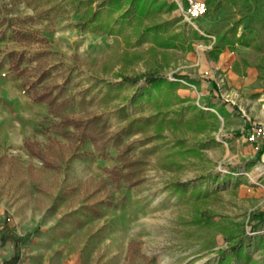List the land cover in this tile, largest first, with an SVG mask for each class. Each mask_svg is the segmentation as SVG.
<instances>
[{
    "label": "rangeland",
    "instance_id": "obj_1",
    "mask_svg": "<svg viewBox=\"0 0 264 264\" xmlns=\"http://www.w3.org/2000/svg\"><path fill=\"white\" fill-rule=\"evenodd\" d=\"M156 1L163 3L160 10L149 5L139 21L164 23L160 35H175L177 46L148 52L145 49L153 45L148 37L130 48L141 53V59L132 65L117 64L111 72L102 71V63L117 37L76 30L74 22L81 11L34 26L43 30L50 44V60L65 65L69 93L96 78L121 82L115 76L120 72L154 73L174 81L153 93L159 102L164 97L170 101L167 117L175 123L164 129L162 150L174 142L192 150L178 156L182 166L161 170L151 157L141 184L116 188L105 172L118 163L113 143L98 153L86 141L79 148L82 155L72 160L66 155L58 169H46L30 157L20 148L26 139L41 144L48 135L62 143L67 140L52 128L54 119L48 116L47 105L32 101L20 79L9 71L8 53L29 46L17 42L12 29L4 25L0 27V227L7 214V224L17 234L35 226L52 230L48 246L72 257L69 264H236L233 260L220 263L218 250L230 254L227 246L237 239H242L249 256L237 264H262L264 143L247 146L246 133L253 125H264V0L214 5L192 22L184 20L168 0ZM3 4L9 9L3 16L29 13L23 4L0 0V8ZM127 7L123 5L115 16ZM136 20L132 13L129 25ZM128 22H124L127 32ZM55 77L63 82V77ZM98 87L104 83L99 81L93 91ZM146 87L145 79L122 84L113 106L124 105L128 115L154 112L153 101L143 98L130 103L122 98ZM87 107L96 108V102ZM123 121L111 114L109 126ZM142 137L123 138L131 144L132 154H138ZM174 181H190L187 191L182 195L173 191ZM203 209L212 213V225L178 224L179 216L188 218ZM130 240L138 244L126 257ZM12 252V243L0 239V264Z\"/></svg>",
    "mask_w": 264,
    "mask_h": 264
},
{
    "label": "trees",
    "instance_id": "obj_2",
    "mask_svg": "<svg viewBox=\"0 0 264 264\" xmlns=\"http://www.w3.org/2000/svg\"><path fill=\"white\" fill-rule=\"evenodd\" d=\"M11 4H23L29 9V13L3 16L4 12L9 13L7 5L3 4L0 8V27L7 25L12 29L15 40L29 47L28 50L23 48L8 53L9 71L20 79L22 88L32 101L47 105L48 116L54 119L52 128L67 140V143H62L56 137L48 135L46 143L41 144L36 140L26 139L20 147L22 150L26 151L30 157L39 160L44 168L58 169L60 161L66 155L69 160L81 156L82 152L79 148L86 141H90L98 153H103L107 144L113 143L118 151L116 156L118 163L105 169V172L109 182L116 188L141 184L145 179V171L152 165L151 157H154L153 165L161 170L172 171L182 166L178 156L182 157L192 150L183 148L182 142H174L172 146L162 150L161 143L165 139L164 129L167 124L174 126L175 123L167 117L171 111L169 110L170 101L164 97L159 102L158 94L153 93V90L159 92L163 86H172L174 81L154 73L127 76L120 72L115 76H118L121 82L115 83L96 78L91 82L88 80L87 86L76 93H69L66 83L70 78L66 75L65 65L62 62L55 64L50 60L49 57L53 55L50 44L43 30L34 26L38 21L50 23L55 18L81 11L74 22L76 30L117 37L102 63V71L111 72L117 64L132 65L141 59V53L130 51V48L140 45L148 37H151L153 42L152 46L145 49L148 52L157 53V47L177 46L174 40L175 35L167 37L160 35L166 29L164 23L148 25L141 24L139 21V18L145 15L149 5H155L157 11L163 3L157 4L156 0H11ZM125 4L128 7L115 16V13L122 10ZM132 13L137 20L129 25L128 21ZM125 21L128 22L129 32L124 26ZM221 39L223 36L218 38V40ZM53 71L55 76L63 77L62 83L52 75ZM141 79H145L147 83L143 92L137 88L130 96L122 98L130 103H138L143 98L147 102L153 101L154 112L140 116L128 115L124 105L113 106L112 102L119 97L118 89L122 84H135ZM99 81L104 83V87H98L93 91ZM93 102H96V108H88L87 105ZM75 106L78 107V112L75 111ZM111 114L123 119V123L110 128ZM131 134L143 136L138 154H132L131 144L123 141L124 137ZM148 142L153 143L147 146ZM189 184L190 181H174L170 183V187L182 195L187 191ZM7 219L6 214L0 227V239L10 241L13 252L2 264H16L20 259V246L31 242L40 227L35 226L23 234H17L9 228ZM212 219V213L203 209L196 210L188 218L179 216L177 222L183 227H202L212 225ZM137 244V241H129L126 257L137 247ZM227 249L230 250V254L226 253V249L218 250L220 263L233 260L237 264L243 257L249 258L244 253L245 246L242 239L230 241Z\"/></svg>",
    "mask_w": 264,
    "mask_h": 264
},
{
    "label": "crops",
    "instance_id": "obj_3",
    "mask_svg": "<svg viewBox=\"0 0 264 264\" xmlns=\"http://www.w3.org/2000/svg\"><path fill=\"white\" fill-rule=\"evenodd\" d=\"M204 2L209 8L212 6L219 5H232L236 0H195ZM209 36V35H208ZM225 114V110H222ZM244 139V136H241ZM239 141V138L235 139ZM264 142L257 141L255 143L247 141V146L255 144V146H260ZM49 235V236H48ZM52 235V230L41 228L37 235L28 244H24L21 247L20 260L18 264H69L72 257L62 251L61 248L57 249V246H48L50 243L49 237ZM126 251V250H125ZM125 255V252H124ZM74 259V257H73Z\"/></svg>",
    "mask_w": 264,
    "mask_h": 264
},
{
    "label": "built area",
    "instance_id": "obj_4",
    "mask_svg": "<svg viewBox=\"0 0 264 264\" xmlns=\"http://www.w3.org/2000/svg\"><path fill=\"white\" fill-rule=\"evenodd\" d=\"M175 5L176 9L182 14L184 20L192 22L203 16L208 11V6L204 2L195 0H168ZM249 142L264 141V125H253L246 133Z\"/></svg>",
    "mask_w": 264,
    "mask_h": 264
},
{
    "label": "water",
    "instance_id": "obj_5",
    "mask_svg": "<svg viewBox=\"0 0 264 264\" xmlns=\"http://www.w3.org/2000/svg\"><path fill=\"white\" fill-rule=\"evenodd\" d=\"M262 162H263V164H264V152H263V154H262Z\"/></svg>",
    "mask_w": 264,
    "mask_h": 264
}]
</instances>
